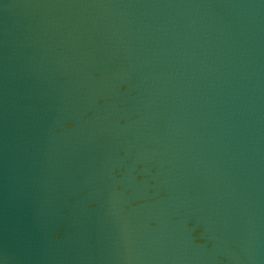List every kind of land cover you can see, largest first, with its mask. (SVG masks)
<instances>
[{"label": "water", "instance_id": "95a60500", "mask_svg": "<svg viewBox=\"0 0 264 264\" xmlns=\"http://www.w3.org/2000/svg\"><path fill=\"white\" fill-rule=\"evenodd\" d=\"M0 264H264V0H0Z\"/></svg>", "mask_w": 264, "mask_h": 264}]
</instances>
